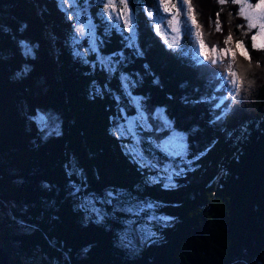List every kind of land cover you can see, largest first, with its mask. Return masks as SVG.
<instances>
[{
    "label": "trees",
    "instance_id": "16d2710c",
    "mask_svg": "<svg viewBox=\"0 0 264 264\" xmlns=\"http://www.w3.org/2000/svg\"><path fill=\"white\" fill-rule=\"evenodd\" d=\"M127 1L137 44L108 24L100 0H85L99 52L115 59L109 70L83 49L87 39L61 0H0L1 246L11 264H264L259 71L250 73L253 87L241 78L218 104V67L201 66L194 47H170L157 34L148 8L158 0ZM203 3L206 29L225 30L214 20L219 8ZM122 72L132 93L163 107L186 134L172 184L151 179L155 171L125 152L121 108L133 110ZM39 110L57 115V131L40 128ZM143 144L146 154L167 155L150 139ZM86 203L103 217L88 215ZM148 213L168 219L140 234L135 248L122 244V218L142 223Z\"/></svg>",
    "mask_w": 264,
    "mask_h": 264
},
{
    "label": "rangeland",
    "instance_id": "374dc122",
    "mask_svg": "<svg viewBox=\"0 0 264 264\" xmlns=\"http://www.w3.org/2000/svg\"><path fill=\"white\" fill-rule=\"evenodd\" d=\"M211 1L214 2L215 8H219L214 17V20L218 22V27L220 28L223 23L227 26L225 30L219 29L215 35L206 29L204 13L207 15L208 13L203 12L205 6L203 0L198 5H193L191 0H158L156 6L148 8V14L153 28L170 47L178 49L189 44L191 48L194 47L195 55L201 66L213 64L218 67L217 87L223 91L218 102L220 104L225 98L234 94L238 80L241 78H244L247 83L246 90L253 87L256 82L250 73H254V69L259 71L261 84H264V0ZM100 2L106 10L104 18L107 19L108 24L124 28L128 31V41L137 44L134 14L128 1L100 0ZM61 3L74 18L76 34L79 38L87 39V44L83 49L86 52H94L96 61L105 68L109 70L115 68L113 56L102 54L98 50L95 23L85 0H61ZM232 26L237 27V32H234ZM165 36L168 39H165ZM222 37L225 38L222 39ZM28 48L32 47L28 46ZM128 78L129 76L122 72L121 79L129 95L133 111L127 113L121 108L122 128L117 129L128 136L129 142L127 146L125 145V152L130 154L133 160L155 171L156 176H152L151 179L161 180L167 185L172 184L173 175L183 169L180 161L186 155V134L173 125L163 107L147 106L140 95L132 93ZM35 117L40 128L45 129L48 134L58 130L55 113L39 110ZM144 139H150L155 146L167 152V155L159 159L146 154ZM162 161L165 162L159 163ZM86 205L89 210L88 215H94L98 219L103 217V212L95 205L91 203H86ZM129 210L135 213L140 211L135 207ZM122 219L127 225L120 234L121 242L135 248L142 241L140 234L144 232L151 234L154 223L163 222L168 219V216L148 213L142 218V223L133 221V218L129 220L131 217ZM18 229L21 228L18 227ZM23 260L34 263L25 258ZM37 263H39L38 260L34 264Z\"/></svg>",
    "mask_w": 264,
    "mask_h": 264
},
{
    "label": "water",
    "instance_id": "95a60500",
    "mask_svg": "<svg viewBox=\"0 0 264 264\" xmlns=\"http://www.w3.org/2000/svg\"><path fill=\"white\" fill-rule=\"evenodd\" d=\"M165 39H168V37L165 36ZM0 264H11L8 253L3 249L1 244H0Z\"/></svg>",
    "mask_w": 264,
    "mask_h": 264
}]
</instances>
